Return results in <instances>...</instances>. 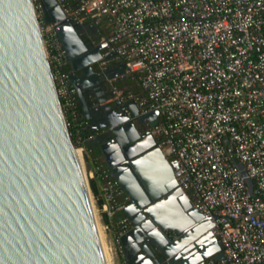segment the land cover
<instances>
[{
	"label": "water",
	"instance_id": "obj_1",
	"mask_svg": "<svg viewBox=\"0 0 264 264\" xmlns=\"http://www.w3.org/2000/svg\"><path fill=\"white\" fill-rule=\"evenodd\" d=\"M37 2L42 23L56 24L90 147L98 148L128 198L121 215L129 225L119 235L126 263L223 260L212 220L193 207L174 178L177 162L163 155L149 133L136 130V119L156 125L158 110L138 116L134 100L121 102L106 92L101 82L123 75V64L95 69L106 44L83 39L82 27L65 16L57 0ZM148 197L154 203L141 212ZM0 264H110L35 0H0Z\"/></svg>",
	"mask_w": 264,
	"mask_h": 264
},
{
	"label": "built area",
	"instance_id": "obj_2",
	"mask_svg": "<svg viewBox=\"0 0 264 264\" xmlns=\"http://www.w3.org/2000/svg\"><path fill=\"white\" fill-rule=\"evenodd\" d=\"M57 1L74 25L106 30L97 70L119 62L120 78L134 76L144 93L113 88L114 99L134 100L138 116L158 110L150 135L177 162L178 186L212 220L224 253L206 264H264V0ZM35 4L64 115L74 120L76 96L56 24L44 25ZM90 138L75 136L83 161ZM86 172L98 181L100 204L94 198L107 254L112 264H127L119 235L128 220H113L128 198L109 169Z\"/></svg>",
	"mask_w": 264,
	"mask_h": 264
},
{
	"label": "trees",
	"instance_id": "obj_3",
	"mask_svg": "<svg viewBox=\"0 0 264 264\" xmlns=\"http://www.w3.org/2000/svg\"><path fill=\"white\" fill-rule=\"evenodd\" d=\"M97 30L99 33V36H98V40H99L101 34H105L106 30H103L101 27H97ZM63 70L69 71L68 64L66 66H64ZM114 87L124 91L125 93L130 92L135 97L136 96H138L140 98L144 97V93L142 92V90H141L140 86L138 85L136 78L134 76H124V77L118 79L115 82ZM76 104H77V113H76L75 119L72 120L70 117L66 116L67 123L69 124V126H68L69 132H70L72 141L75 145H76L75 136L78 135L82 139H88L90 137V134L85 129L84 122L81 118V112H80V108H79V105L77 103V100H76ZM85 145H89L88 140L83 144L84 148H85ZM88 149L90 151L91 157L95 161V167L99 166L102 169H106L108 171V168L106 167V165H105V163H104V161H103V159H102V157L98 151V148L97 147H89ZM83 157H84V163L86 166V170H91L88 166V158L86 156V153H84ZM89 187H90V190H91L92 194L94 195V197L97 198L98 204H100L101 200L99 199L98 181L96 178L89 180ZM120 215L121 214L117 215L113 221H117V219ZM104 221L108 222V220H106V219Z\"/></svg>",
	"mask_w": 264,
	"mask_h": 264
},
{
	"label": "flooded vegetation",
	"instance_id": "obj_4",
	"mask_svg": "<svg viewBox=\"0 0 264 264\" xmlns=\"http://www.w3.org/2000/svg\"><path fill=\"white\" fill-rule=\"evenodd\" d=\"M98 36H99V33H98V30L97 28L92 25V24H87L85 26L82 27V31H81V37L83 39H89V42L90 43H93L95 45L97 44H100L99 43V40H98ZM119 62H111L107 67H106V70H110V69H116L118 68L119 66ZM95 69H97V64L95 65ZM120 79V77L116 78L115 80H103L101 82V85L104 89H106V92H109V91H112L114 87V84L115 82ZM135 125H136V130L138 131L139 134H145V133H149L150 134V129H151V124L148 123L147 121H142V122H139L137 119H136V122H135ZM128 203V201L126 202ZM154 203L153 200H151L149 197H148V203L146 204L145 207L143 208H140L139 210L141 212H143V210L152 205ZM128 225H129V222H128ZM170 234V233H168Z\"/></svg>",
	"mask_w": 264,
	"mask_h": 264
},
{
	"label": "crops",
	"instance_id": "obj_5",
	"mask_svg": "<svg viewBox=\"0 0 264 264\" xmlns=\"http://www.w3.org/2000/svg\"><path fill=\"white\" fill-rule=\"evenodd\" d=\"M89 147H90V144L89 145H85V150H86L85 153H86V156L88 158V166H89L90 169H93L95 167V161L91 157L90 151L88 149Z\"/></svg>",
	"mask_w": 264,
	"mask_h": 264
},
{
	"label": "rangeland",
	"instance_id": "obj_6",
	"mask_svg": "<svg viewBox=\"0 0 264 264\" xmlns=\"http://www.w3.org/2000/svg\"><path fill=\"white\" fill-rule=\"evenodd\" d=\"M36 2H37V0H36ZM37 4H38V2H37ZM83 163H84V161H83ZM84 166H85V163H84ZM85 169H86V166H85ZM87 171V170H86ZM104 236V235H103ZM106 241V243L108 244V242H107V240H105ZM108 258H109V262H110V264H112V261H111V259H110V256H108Z\"/></svg>",
	"mask_w": 264,
	"mask_h": 264
}]
</instances>
